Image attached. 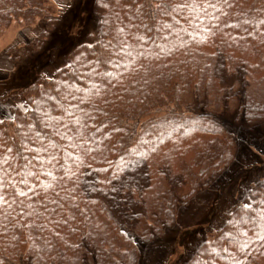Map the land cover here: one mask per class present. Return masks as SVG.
Returning <instances> with one entry per match:
<instances>
[{"label":"trees","instance_id":"16d2710c","mask_svg":"<svg viewBox=\"0 0 264 264\" xmlns=\"http://www.w3.org/2000/svg\"><path fill=\"white\" fill-rule=\"evenodd\" d=\"M93 9L96 41L25 88V110L0 121V264H138L141 247L232 163L239 141L225 118L264 123V0ZM57 15L51 0H0V36L14 24L43 28L46 40ZM262 201L264 176L186 264H264Z\"/></svg>","mask_w":264,"mask_h":264},{"label":"rangeland","instance_id":"374dc122","mask_svg":"<svg viewBox=\"0 0 264 264\" xmlns=\"http://www.w3.org/2000/svg\"><path fill=\"white\" fill-rule=\"evenodd\" d=\"M51 1L58 17L46 40L39 38L43 28L14 24L0 36V121L12 119L16 109L25 110L20 99L25 88L51 77L68 64L73 49L97 39L95 0ZM225 121L239 141L232 163L180 207L176 224L164 238L141 247L138 264H186L201 235L223 225L232 207L264 176V123Z\"/></svg>","mask_w":264,"mask_h":264},{"label":"snow or ice","instance_id":"6c2138e0","mask_svg":"<svg viewBox=\"0 0 264 264\" xmlns=\"http://www.w3.org/2000/svg\"><path fill=\"white\" fill-rule=\"evenodd\" d=\"M193 2H194V0H193ZM194 7H195V5H194ZM209 7H215V5L210 4ZM25 147H27V146H25ZM29 150H31V149H29ZM7 151L8 152H11L12 149H7ZM37 151H39V150H37ZM37 159H39V157H37ZM52 159H54V157H49V162ZM39 162H40L41 165L44 164V161L43 160H40ZM31 163L32 162L29 160L28 163H27V165H23L22 167H26L28 165H31ZM45 174L46 175H51V172H46ZM28 175H33V173L32 172H29ZM20 183L25 184V186L28 188V191H31L32 190L31 187L27 185V181L26 180H21ZM4 185H5V181L3 179V176H0V207H2L3 205L9 203L8 200H7L6 195L4 194ZM13 187H15V185H13ZM27 194H28V192L27 191H24V190H17L16 191V195L17 196H26ZM261 203H264V201H262ZM243 208L250 209L251 208V205L250 204H244L243 205ZM256 211H257V215L260 216V218L262 220H264V209H257ZM261 238L264 239V237H261Z\"/></svg>","mask_w":264,"mask_h":264}]
</instances>
